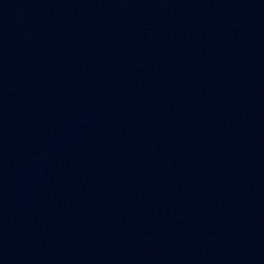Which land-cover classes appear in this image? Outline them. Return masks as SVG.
<instances>
[{
  "label": "water",
  "instance_id": "water-1",
  "mask_svg": "<svg viewBox=\"0 0 264 264\" xmlns=\"http://www.w3.org/2000/svg\"><path fill=\"white\" fill-rule=\"evenodd\" d=\"M0 264H264V0H0Z\"/></svg>",
  "mask_w": 264,
  "mask_h": 264
}]
</instances>
